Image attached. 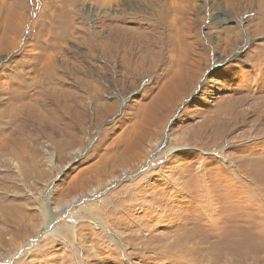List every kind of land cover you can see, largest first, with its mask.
<instances>
[{
    "label": "rangeland",
    "instance_id": "obj_1",
    "mask_svg": "<svg viewBox=\"0 0 264 264\" xmlns=\"http://www.w3.org/2000/svg\"><path fill=\"white\" fill-rule=\"evenodd\" d=\"M0 264H264V0H0Z\"/></svg>",
    "mask_w": 264,
    "mask_h": 264
},
{
    "label": "bare ground",
    "instance_id": "obj_2",
    "mask_svg": "<svg viewBox=\"0 0 264 264\" xmlns=\"http://www.w3.org/2000/svg\"><path fill=\"white\" fill-rule=\"evenodd\" d=\"M115 55H116V54H115ZM139 134H140V132H139ZM133 146H134V144L131 143V142L127 145L128 148L133 147Z\"/></svg>",
    "mask_w": 264,
    "mask_h": 264
},
{
    "label": "snow or ice",
    "instance_id": "obj_3",
    "mask_svg": "<svg viewBox=\"0 0 264 264\" xmlns=\"http://www.w3.org/2000/svg\"><path fill=\"white\" fill-rule=\"evenodd\" d=\"M179 111H183V109L181 108V109H179Z\"/></svg>",
    "mask_w": 264,
    "mask_h": 264
}]
</instances>
